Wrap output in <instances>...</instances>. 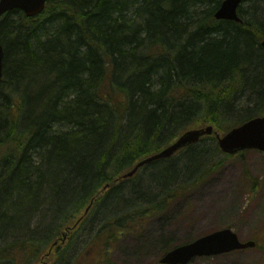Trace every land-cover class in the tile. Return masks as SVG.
Returning a JSON list of instances; mask_svg holds the SVG:
<instances>
[{
    "label": "trees",
    "instance_id": "trees-1",
    "mask_svg": "<svg viewBox=\"0 0 264 264\" xmlns=\"http://www.w3.org/2000/svg\"><path fill=\"white\" fill-rule=\"evenodd\" d=\"M223 1L47 0L35 18H1L0 261L38 262L83 217L82 255L108 264L232 158L217 136L264 116V0H244L241 23L215 19ZM208 126L146 177L121 180Z\"/></svg>",
    "mask_w": 264,
    "mask_h": 264
},
{
    "label": "rangeland",
    "instance_id": "rangeland-1",
    "mask_svg": "<svg viewBox=\"0 0 264 264\" xmlns=\"http://www.w3.org/2000/svg\"><path fill=\"white\" fill-rule=\"evenodd\" d=\"M242 6L248 10L251 4L247 2ZM153 166L151 163L143 168L135 180L146 177ZM246 170L249 177L246 176ZM147 180L146 183L149 184L150 177L144 179ZM227 228L233 230L242 242L255 241L258 245H264L262 152L246 151L242 156L227 160L219 172L176 199L166 217L148 222L135 237H125L112 249L108 264H159L163 255L175 246ZM87 238L85 228L78 234L76 248L74 246L75 258L73 259L74 255L71 259L69 256L66 264H98L99 260L93 255H82ZM0 264L14 263L11 258H7L2 259ZM24 264L31 263L26 261ZM190 264H264V251L255 247L215 257L198 258Z\"/></svg>",
    "mask_w": 264,
    "mask_h": 264
},
{
    "label": "water",
    "instance_id": "water-1",
    "mask_svg": "<svg viewBox=\"0 0 264 264\" xmlns=\"http://www.w3.org/2000/svg\"><path fill=\"white\" fill-rule=\"evenodd\" d=\"M244 0H224L215 13L216 20L242 22L238 9ZM47 0H0V19L14 10H19L28 18H35L42 14L46 8ZM264 47V41L262 42ZM4 49L0 43V83L4 75ZM214 128L192 129L183 133L174 143L160 153L141 161L132 171L124 176L125 179L133 177L143 166L152 162L169 159L177 152L199 143L205 135H211ZM218 144L223 153L235 155L245 150L264 152V117L249 120L230 130L223 137L218 136ZM89 210V209H88ZM87 210V212H88ZM254 241L241 242L238 236L230 229H224L196 241L179 246L160 260L161 264H189L195 258L213 257L228 254L238 250L255 248Z\"/></svg>",
    "mask_w": 264,
    "mask_h": 264
},
{
    "label": "flooded vegetation",
    "instance_id": "flooded-vegetation-1",
    "mask_svg": "<svg viewBox=\"0 0 264 264\" xmlns=\"http://www.w3.org/2000/svg\"><path fill=\"white\" fill-rule=\"evenodd\" d=\"M77 233L78 229L76 223L62 228L56 237L51 236L48 238L50 242L46 245L45 250L41 252L39 262H31V264H60L61 254L67 250L70 259L73 255L74 259L76 255L75 244L78 239Z\"/></svg>",
    "mask_w": 264,
    "mask_h": 264
},
{
    "label": "bare ground",
    "instance_id": "bare-ground-1",
    "mask_svg": "<svg viewBox=\"0 0 264 264\" xmlns=\"http://www.w3.org/2000/svg\"><path fill=\"white\" fill-rule=\"evenodd\" d=\"M263 41H264V39H263ZM262 41V42H263ZM262 42H261V46L263 47V45H262ZM264 48V47H263ZM260 117H264V116H260ZM255 118H258V117H255ZM255 118H252V119H255ZM252 119H250V120H252ZM249 121V120H248ZM171 206V205H170ZM63 264H66V263H63Z\"/></svg>",
    "mask_w": 264,
    "mask_h": 264
}]
</instances>
